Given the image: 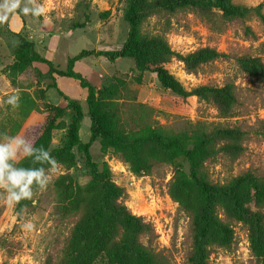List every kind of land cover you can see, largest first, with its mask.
<instances>
[{
  "label": "rangeland",
  "instance_id": "obj_1",
  "mask_svg": "<svg viewBox=\"0 0 264 264\" xmlns=\"http://www.w3.org/2000/svg\"><path fill=\"white\" fill-rule=\"evenodd\" d=\"M254 7L264 0H231ZM27 0H22V6ZM45 14L33 17L19 10L0 23V134L23 135L32 144L43 103L64 106L63 96L81 103L83 118L79 130L82 142L90 138V119L82 88L73 78L50 75L47 66L34 64V69L12 83L8 67L21 38L34 43L35 51L65 69L69 57L83 49L118 48L126 39L128 23L123 14L126 0H36ZM2 31L6 35L2 34ZM142 31L162 35L172 50L187 54L211 47L223 56L188 71L183 62L173 57L169 70L186 90L201 85L229 86L234 101L226 109L198 96L181 98L164 89L156 76L140 72L131 58L115 61L89 55L74 64V71L97 88L117 85L115 93L106 96L105 105L127 134L143 126L168 133L202 130L212 135L213 155L204 170L213 181L226 182L249 173L260 190H264V26L251 13L245 18H224L215 8L206 13L195 9L155 12L145 19ZM248 62V63H247ZM249 65L252 66L251 70ZM41 72V76L38 74ZM56 85V87H54ZM37 89L44 100L36 99ZM11 94L19 95V106L5 103ZM26 95L33 109L21 102ZM69 111L61 119L69 122ZM233 130L231 135L217 130ZM66 128L51 135L50 147L63 146ZM74 165L60 163L52 182L45 190L35 189L22 210L7 206L0 197V264H63L73 225L85 208L93 203L95 185L85 154L72 149ZM91 161L106 163L112 180L124 190L122 201L128 210L149 225L139 236L140 242L166 264H189L193 231L191 208L196 205V192L185 183L189 167L183 157L174 162L154 163L150 171L133 172L129 162L112 149L103 150L100 139L88 148ZM251 199V208L260 212L264 223V192ZM224 222L234 232L229 246L217 239L209 246L208 264H264L250 249L247 222L230 218L219 210ZM35 220L37 228L27 233L21 225Z\"/></svg>",
  "mask_w": 264,
  "mask_h": 264
},
{
  "label": "trees",
  "instance_id": "obj_2",
  "mask_svg": "<svg viewBox=\"0 0 264 264\" xmlns=\"http://www.w3.org/2000/svg\"><path fill=\"white\" fill-rule=\"evenodd\" d=\"M219 10L224 18H245L255 14L264 26L262 5L248 7L233 3L231 0H126L123 18L128 23L125 41L118 47L108 50L83 49L69 57L65 69H60L49 59L39 55L34 43L21 38L15 47L8 76L12 83L17 77H24L34 69V64H44L50 75L70 77L78 81L87 104L90 119V138L82 142L79 136L83 110L77 100L63 96L65 105L56 106L43 103L37 113L32 144L43 146L52 156L66 167L74 165L72 149L77 147L86 157L92 181L95 185V197L73 225L66 245L63 264H166L143 245L139 236L148 230L149 225L140 216L132 214L122 201L124 190L112 180L109 166H101L91 161L88 148L96 139H100L103 150L112 149L122 159L129 162L134 173L150 171L154 163L174 162L183 157L189 167L185 183L197 195V202L191 208L193 243L188 256L189 264H208L209 246L216 240L222 246H229L234 237L233 228L224 222L219 210L223 209L232 219L247 222L250 226V249L257 260L264 263V223L261 214L251 208V199L259 198L260 190L249 173L237 176L226 182L213 181L204 170L205 162L213 155L212 135L202 130L168 133L162 129L143 126L134 133L127 134L119 127L114 114L109 113L105 105L106 96L115 93L117 85L97 88L74 71V64L83 57L94 55L109 61L120 57L131 58L140 72L153 73L161 86L173 94L187 98L198 96L212 102L223 110L234 101L229 86L215 87L201 85L186 90L169 70L171 59L176 57L185 68L192 72L200 65L213 61L222 53L211 47H202L185 55L171 49L162 35L145 34L142 25L146 18L155 12H176L182 9H195L206 13L209 9ZM3 35H6L2 31ZM248 63V62H247ZM250 70L252 68L249 65ZM41 76V72H38ZM56 87V85H54ZM35 98L44 100V91L37 89ZM24 107L33 109L34 102L24 95L21 99ZM69 111V122L61 119ZM66 128L67 140L63 146L50 147L51 135L58 128ZM217 134L231 135L233 130L218 129ZM29 166V161L22 162ZM26 201L18 205L20 212Z\"/></svg>",
  "mask_w": 264,
  "mask_h": 264
},
{
  "label": "clouds",
  "instance_id": "obj_3",
  "mask_svg": "<svg viewBox=\"0 0 264 264\" xmlns=\"http://www.w3.org/2000/svg\"><path fill=\"white\" fill-rule=\"evenodd\" d=\"M16 10L33 17L45 14V8L36 0H27L24 6L22 0H0V23ZM5 103L18 107L19 95H9ZM25 160L29 161V166H23ZM57 171V161L49 149L29 144L23 135L0 134V197L7 206L15 208L22 201L31 200L34 190H45ZM21 227L32 233L37 222L26 220Z\"/></svg>",
  "mask_w": 264,
  "mask_h": 264
},
{
  "label": "crops",
  "instance_id": "obj_4",
  "mask_svg": "<svg viewBox=\"0 0 264 264\" xmlns=\"http://www.w3.org/2000/svg\"><path fill=\"white\" fill-rule=\"evenodd\" d=\"M68 78H70V77H68ZM71 79V78H70Z\"/></svg>",
  "mask_w": 264,
  "mask_h": 264
}]
</instances>
